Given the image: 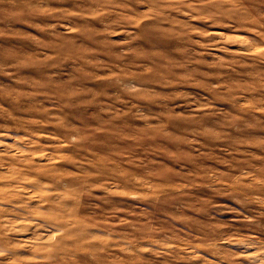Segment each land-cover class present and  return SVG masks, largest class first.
<instances>
[{"label": "rangeland", "instance_id": "rangeland-1", "mask_svg": "<svg viewBox=\"0 0 264 264\" xmlns=\"http://www.w3.org/2000/svg\"><path fill=\"white\" fill-rule=\"evenodd\" d=\"M0 264H264V0H0Z\"/></svg>", "mask_w": 264, "mask_h": 264}]
</instances>
